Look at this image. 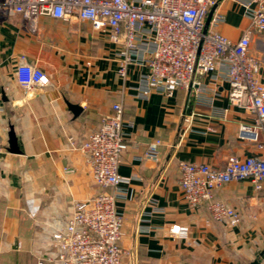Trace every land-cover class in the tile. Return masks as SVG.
Returning <instances> with one entry per match:
<instances>
[{
    "label": "crops",
    "instance_id": "obj_1",
    "mask_svg": "<svg viewBox=\"0 0 264 264\" xmlns=\"http://www.w3.org/2000/svg\"><path fill=\"white\" fill-rule=\"evenodd\" d=\"M248 1H219L213 12L224 17L216 28L220 34L240 40L251 25ZM116 52L108 36L89 22L41 16L31 32L22 15L0 7V137L8 148L12 126L21 151L7 150L2 157L0 264H39L51 230L67 222L75 202L106 190L93 181L85 155L72 143L80 145L113 114L117 102L133 123L125 129L129 148L119 167L128 190V198L118 203L126 261L264 264V188L258 191L241 180L215 192L240 214L239 224L232 226L212 220L207 204H187L178 168L184 161L222 169L230 156L264 155L239 138L240 125L252 123V116L230 102L226 83L216 87L212 105L197 103L194 88H179L172 97L153 92L138 98L131 87L141 69L130 68L123 81ZM250 52L261 60L264 78V35L253 33ZM23 64L42 69L48 83L23 89L17 81ZM200 81L212 87L209 77ZM72 106L81 111L75 114ZM157 139L162 141L159 160L140 159ZM152 200L161 213L148 215ZM140 222L150 230L141 232ZM173 225L188 227L187 236L172 235Z\"/></svg>",
    "mask_w": 264,
    "mask_h": 264
},
{
    "label": "built area",
    "instance_id": "obj_2",
    "mask_svg": "<svg viewBox=\"0 0 264 264\" xmlns=\"http://www.w3.org/2000/svg\"><path fill=\"white\" fill-rule=\"evenodd\" d=\"M220 0H0V7L12 9L28 22L31 32L37 30L41 16L55 19H79L108 36L117 48L118 75L126 81L132 67L141 69L131 89L145 99L150 93L172 97L179 88L195 89L199 104L212 105L220 83L228 85L230 102L252 116V123L239 127V138L257 145L264 152V78L261 60L251 54L253 33L264 35V0H249L246 14L251 20L239 41H232L216 28L224 21L220 12L210 11ZM210 78L209 85L202 83ZM17 81L26 90L48 83L45 72L23 64L17 70ZM130 87L124 88L123 93ZM127 122L121 102L113 105V114L91 132L80 145H72L86 157L93 181L106 189L95 197L77 201L71 217L53 227L50 238L38 256L39 264H129L120 240L123 215L119 201L128 198L119 173L123 155L129 148L125 129ZM162 141L150 143L140 159L159 160ZM7 145L0 137V179L2 157ZM183 198L191 207L207 204L211 219L236 226L240 214L215 197L223 185L249 180L256 190L264 188V155L230 156L222 169L208 164H178ZM109 189V191H108ZM152 212L161 213L154 200ZM143 219V218H141ZM142 223L140 222L139 225ZM141 232H148L139 226ZM172 235L186 237L188 227L173 225Z\"/></svg>",
    "mask_w": 264,
    "mask_h": 264
},
{
    "label": "water",
    "instance_id": "obj_3",
    "mask_svg": "<svg viewBox=\"0 0 264 264\" xmlns=\"http://www.w3.org/2000/svg\"><path fill=\"white\" fill-rule=\"evenodd\" d=\"M215 7L210 11L209 15H208V18H207V25L209 24L210 20H211V17L213 15V11H214ZM71 109L73 110V112L75 114L79 113L81 110L79 107L77 106H72ZM8 148L7 150L10 152V153H15V154H19L21 153L19 147H18V143H17V137H16V134H15V131H14V128L11 126L10 127V131H9V134H8ZM130 264H133V260H131V263ZM250 264H258V261H253L252 263Z\"/></svg>",
    "mask_w": 264,
    "mask_h": 264
}]
</instances>
